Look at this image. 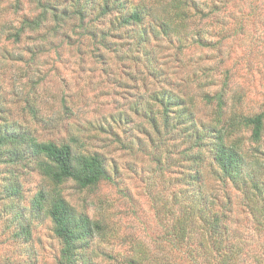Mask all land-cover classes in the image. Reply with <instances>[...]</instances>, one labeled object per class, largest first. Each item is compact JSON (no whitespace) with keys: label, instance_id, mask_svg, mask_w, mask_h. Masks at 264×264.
Instances as JSON below:
<instances>
[{"label":"rangeland","instance_id":"1","mask_svg":"<svg viewBox=\"0 0 264 264\" xmlns=\"http://www.w3.org/2000/svg\"><path fill=\"white\" fill-rule=\"evenodd\" d=\"M50 1L57 12L78 9L84 18H59L55 26L61 25L60 31L54 32L50 31L54 19L49 13L43 27L37 31L27 29L15 41L8 36L21 28L25 18L40 14L42 3L0 0V104L6 110L0 116L9 123L17 120L33 124L40 139L57 143L65 142L71 126L79 128L81 146H75V152L103 153L112 180L105 178L84 187L72 178L55 181L34 158L17 166L0 163V264H61L63 244L47 213L58 196L65 198L78 215L106 224L107 235L94 239L90 247L98 253L93 256L99 264H116L109 253L123 261L134 249L160 252L168 246L169 207H178L174 195L179 196L182 187L184 142L179 129L161 136L154 132L151 118L154 113L158 118L160 112L156 91L166 88L181 95L187 93L196 105L197 115L208 119L216 110V102L207 104L203 94L221 88L229 73L224 64H219L224 59L230 67L229 101L241 95L244 112L261 110L264 0ZM141 6H146L147 12L143 21L120 24L124 16ZM239 15L242 22L246 16L245 33L211 46ZM144 32L146 38L140 35ZM33 50L38 51L37 57L26 61ZM26 93L34 95L31 101L40 106L38 119L23 108ZM64 106L74 112L66 124L61 123ZM112 114L123 118L112 124L115 136L101 129L108 128ZM243 132L246 145L255 144L250 140L251 128ZM258 147L257 168L264 177V139ZM205 155L212 158L208 150ZM204 168L210 169L209 165ZM208 180L218 189L219 206L227 199L226 188ZM9 181L21 188L19 195H7ZM228 189L233 206L229 232L241 235L245 248L252 256L258 254L264 264L260 211L254 213L252 205L245 206L238 190L231 186ZM40 191L47 193L43 209L34 205ZM31 251L29 257L26 253ZM244 258V264L253 261Z\"/></svg>","mask_w":264,"mask_h":264},{"label":"trees","instance_id":"2","mask_svg":"<svg viewBox=\"0 0 264 264\" xmlns=\"http://www.w3.org/2000/svg\"><path fill=\"white\" fill-rule=\"evenodd\" d=\"M37 1L42 3L41 13L33 18H25L21 28L10 34L9 39L19 41L27 29L37 31L44 26L49 13L54 19L50 31L54 32L60 31L61 25L55 26L59 18L71 16L84 18L82 10L69 12L67 8L57 12V8L50 0ZM145 7L133 9L122 18L120 24H137L143 21L147 13ZM255 7H252L253 17ZM239 19L240 15L235 16L233 24L229 25L222 32L221 38L214 44L211 43V46L232 35L244 34L246 16L243 17V22ZM144 33L140 35L146 38V32ZM37 55L38 51L33 50L27 60L25 57L18 59L31 62ZM219 64H224L226 73L228 71L230 73V67H227L224 59ZM155 73H158V70ZM229 73L223 78L219 90L213 94L208 92L203 94L207 104L216 102V110L208 119L197 115L196 105L187 97V93L181 95L166 88L156 91L155 98L160 107V118L159 116L155 118V113L152 115L154 132L161 136L164 132L172 134L174 129H179L181 140L184 142L182 152L184 160L180 174L182 187L179 196L174 195V202L178 203V207L172 205L169 207V213L172 215L170 229L166 234L168 244L166 248L154 253L134 249L132 254L125 255L123 261L112 253L107 254L109 258L116 260V264H244V257L253 260L250 264L253 262L261 264L260 256L255 252L252 256L250 250L245 248L244 238L238 236L236 232H229L233 206L228 186L240 192L245 206L252 205L254 213L260 211L257 218L264 223V177L257 168L258 146L264 139V107L259 111L246 113L240 103L241 95H235L230 102L227 96ZM34 97L26 93L23 108L38 119L40 106L31 101ZM64 107L62 124H66L65 122L74 114L70 106ZM0 112H6L3 104H0ZM119 121H123V118L121 116L116 118L112 114L110 122L109 120L107 122L108 128L101 129L115 136L112 124ZM26 123L17 120L9 123L5 116H0V163L17 166L27 160L31 161L29 158H34L37 166L55 181L72 178L84 187L98 184L105 178L112 180L107 158L103 153L75 152L74 147L81 146L82 136L77 132L79 128L71 126L65 142L57 143L53 140L40 139L36 127ZM246 127L251 128L250 140L255 142L252 146L246 145L243 135V129ZM152 137L150 134V138ZM152 140L154 146H157L155 139ZM205 150L211 152L212 158L206 157ZM250 158L253 160L250 161ZM204 165H209L210 169L206 170ZM210 178L222 184L227 191V199L219 206L216 204L219 201L216 195L218 189L210 185L208 180ZM5 190L9 196H17L21 192V188L13 181L8 182ZM46 200L47 193L40 191L34 198V205L43 209ZM47 213L54 223L56 236L63 244L61 264H99L93 256L94 253L98 256V253L96 250L90 251V247L94 239L107 235L108 228L105 223L88 215H78L74 207L60 196L54 198ZM31 253L32 251L26 254L32 257ZM177 259L181 261L176 263ZM35 262L32 264H36Z\"/></svg>","mask_w":264,"mask_h":264}]
</instances>
